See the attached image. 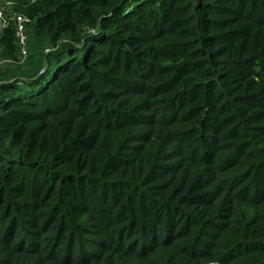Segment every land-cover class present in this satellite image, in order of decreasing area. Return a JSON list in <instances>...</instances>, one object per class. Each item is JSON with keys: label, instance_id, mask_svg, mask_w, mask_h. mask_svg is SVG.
Here are the masks:
<instances>
[{"label": "trees", "instance_id": "16d2710c", "mask_svg": "<svg viewBox=\"0 0 264 264\" xmlns=\"http://www.w3.org/2000/svg\"><path fill=\"white\" fill-rule=\"evenodd\" d=\"M0 264H264V0H6Z\"/></svg>", "mask_w": 264, "mask_h": 264}, {"label": "built area", "instance_id": "2783aa9c", "mask_svg": "<svg viewBox=\"0 0 264 264\" xmlns=\"http://www.w3.org/2000/svg\"><path fill=\"white\" fill-rule=\"evenodd\" d=\"M4 4V5H3ZM0 4V33L7 29L11 24L15 28V36L19 46L20 58L24 60L28 56L29 47V24L31 18L25 14L19 13L12 9L11 2H5ZM11 7V9H7Z\"/></svg>", "mask_w": 264, "mask_h": 264}, {"label": "rangeland", "instance_id": "374dc122", "mask_svg": "<svg viewBox=\"0 0 264 264\" xmlns=\"http://www.w3.org/2000/svg\"><path fill=\"white\" fill-rule=\"evenodd\" d=\"M5 2H7V1H6V0H0V4H1V3L3 4V3H5ZM3 5H4V4H3ZM7 9L9 10V9H11V7H8Z\"/></svg>", "mask_w": 264, "mask_h": 264}]
</instances>
